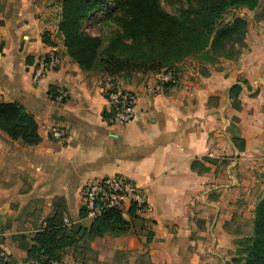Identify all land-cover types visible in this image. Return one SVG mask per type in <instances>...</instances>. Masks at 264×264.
<instances>
[{
  "label": "crops",
  "instance_id": "obj_1",
  "mask_svg": "<svg viewBox=\"0 0 264 264\" xmlns=\"http://www.w3.org/2000/svg\"><path fill=\"white\" fill-rule=\"evenodd\" d=\"M61 10V0H0V104L23 106L41 138L26 146L0 130V250L29 264L27 248L56 214L68 229H89L84 186L124 176L144 189V209L133 219L122 213L124 235L83 239L62 264H224L223 229L264 173V20L248 19L238 58H188L173 69L174 83L157 87L154 73L83 71L59 37ZM53 55L60 65L35 78ZM234 86L239 110L231 106ZM112 91L139 97L126 125L104 118Z\"/></svg>",
  "mask_w": 264,
  "mask_h": 264
},
{
  "label": "trees",
  "instance_id": "obj_2",
  "mask_svg": "<svg viewBox=\"0 0 264 264\" xmlns=\"http://www.w3.org/2000/svg\"><path fill=\"white\" fill-rule=\"evenodd\" d=\"M117 7L100 13L109 0H62L58 34L67 55L85 72L110 77L135 74H160L188 58L214 64L219 59L238 58L244 48L249 25L240 8L253 10L260 0H170L178 4L177 13L167 12L161 0H114ZM234 12L233 16L231 13ZM264 17V8L261 13ZM93 17L96 24L112 31L93 36L83 30ZM260 17V16H259ZM261 17L257 20H264ZM44 42L51 45L48 34ZM241 89L234 86L230 93L232 108L239 110ZM50 93L55 99L58 94ZM114 110L104 118H114ZM228 118V117H227ZM0 130L13 141L35 146L41 138L33 115L17 103L0 104ZM244 142L239 149L243 150ZM130 209L129 217H136ZM254 234L241 245L239 257L232 264H264V197L256 207ZM129 229L120 211H109L93 221L89 229L63 225L61 216L54 215L46 228L37 233L27 248L29 264H62L67 249H79L81 240L92 242L106 235L118 238ZM86 251H91L85 247Z\"/></svg>",
  "mask_w": 264,
  "mask_h": 264
},
{
  "label": "built area",
  "instance_id": "obj_3",
  "mask_svg": "<svg viewBox=\"0 0 264 264\" xmlns=\"http://www.w3.org/2000/svg\"><path fill=\"white\" fill-rule=\"evenodd\" d=\"M60 65V58L53 55L49 59L40 63L35 72V78L39 79L48 69H55ZM176 73L173 69L158 74L156 86H163L174 83ZM152 91H157L151 86ZM59 102L63 101V96L56 97ZM108 100L110 111L114 110V122L119 125H126L135 118V109L139 97L131 92L112 91ZM52 138L64 140V135L60 130L51 132ZM147 196L144 189L124 176H113L95 179L88 182L83 188V207L86 217L92 221L97 220L109 211L128 212L135 208L136 211L144 209ZM69 224L68 220H64ZM0 264H22L11 255L0 250Z\"/></svg>",
  "mask_w": 264,
  "mask_h": 264
},
{
  "label": "rangeland",
  "instance_id": "obj_4",
  "mask_svg": "<svg viewBox=\"0 0 264 264\" xmlns=\"http://www.w3.org/2000/svg\"><path fill=\"white\" fill-rule=\"evenodd\" d=\"M161 5L167 12L173 14L177 13L179 8L178 4L170 0H161ZM116 7V2L114 0H109V5L103 11V13H100L98 15V17L102 19L108 10H113ZM263 8L264 0H260L258 7H256L255 9L249 10L247 8H240V11L238 12H241V14H245L247 20L250 18L259 19L263 17L261 15ZM233 14L234 12L231 13L232 16ZM83 30L87 31L93 36H104L108 32L112 31L111 27H109L108 24L106 26L96 24V17H93L87 24H85ZM120 76L124 78H130L126 77V75ZM263 197L264 173L262 175L258 173L256 176V180L253 182L251 181L249 190L246 193L242 194L240 198L235 202L232 218L230 221H227V225L223 229L221 236L224 239V245L219 250H217V252L226 259L224 264H232L233 260L239 257L241 245L253 236V221L255 217V210ZM120 262L122 264L123 260H120Z\"/></svg>",
  "mask_w": 264,
  "mask_h": 264
}]
</instances>
